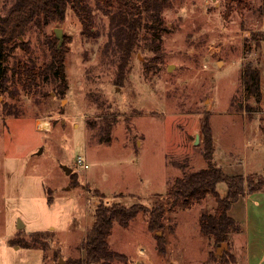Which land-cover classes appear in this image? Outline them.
Segmentation results:
<instances>
[{"label":"rangeland","instance_id":"1","mask_svg":"<svg viewBox=\"0 0 264 264\" xmlns=\"http://www.w3.org/2000/svg\"><path fill=\"white\" fill-rule=\"evenodd\" d=\"M12 1L0 0V16ZM95 12V37L82 35L68 8L59 23L29 27L22 38L28 51L18 42L8 50V71L27 57L41 64L49 58L46 37L62 28L68 89L59 97L47 84L48 95L28 97L10 82L0 94V264L83 259L95 206L114 202L166 207L160 228H150L142 213L127 227L114 223L108 244L125 258L109 264H220L210 255L214 239L198 224L200 212L213 211V195L182 208L168 205L166 191L182 170L205 167L203 117L213 161L225 172L263 167L264 0H173L163 11L170 31L161 56L152 59L137 47L121 84L102 52L107 18ZM248 61L260 70V101L243 93ZM64 166L72 171L66 174ZM216 189L223 196L227 185ZM36 231H49L44 247L41 238L29 240ZM157 236H163L162 251Z\"/></svg>","mask_w":264,"mask_h":264},{"label":"trees","instance_id":"2","mask_svg":"<svg viewBox=\"0 0 264 264\" xmlns=\"http://www.w3.org/2000/svg\"><path fill=\"white\" fill-rule=\"evenodd\" d=\"M173 0H13L6 13L0 16V94L8 89V83L19 84L24 95H48L43 87L51 85L54 94L63 97L68 89L65 73V44L58 46L54 32L46 37L45 44L49 58L36 65L29 57L19 59L6 68L4 61L8 50L16 42L27 51L23 36L32 25H47L64 20L70 8L81 24V33L85 37L98 35L96 12L98 10L107 18V38L102 52L115 63V84L124 80L131 55L139 47L152 53L157 59L162 52V39L170 31V26L163 16V11L172 5ZM242 3L246 0H235ZM243 93L255 101L261 99L260 70L250 61L242 67ZM204 146L202 156L205 167L194 170H182V174L170 183L166 195L169 206L189 207L193 202L203 200L208 194L215 199L213 211L203 210L198 217L199 230L202 235L213 238L215 243L228 241L231 233L241 230L240 223L228 214L233 202L244 194L264 191V166L260 171L246 174H228L213 161L214 147L210 136L209 118L201 120ZM264 137V125H260ZM183 168V166H181ZM225 182L226 194L221 196L216 185ZM166 205H155L149 208L140 202L125 205L114 202L111 205L99 203L93 210L94 220L86 230L82 247L83 259L68 260L66 264H89L101 261L109 264L115 259H123L108 244V237L114 223L127 227L138 213L147 216L148 226L152 229L163 225ZM49 231L31 233L29 240L39 242L47 238ZM158 250H164L163 236H157ZM13 241V240H12ZM11 241V243H12ZM42 246L44 247V241ZM28 245V244H26ZM217 254H210L212 257ZM220 264H235V259L227 250L217 254ZM226 259H229L228 261Z\"/></svg>","mask_w":264,"mask_h":264},{"label":"crops","instance_id":"3","mask_svg":"<svg viewBox=\"0 0 264 264\" xmlns=\"http://www.w3.org/2000/svg\"><path fill=\"white\" fill-rule=\"evenodd\" d=\"M228 164V168H236L232 162ZM253 171L242 170L236 173ZM236 173L229 171L228 174ZM228 214L241 225V230L231 233L227 242L235 264H264V191L242 195L232 203Z\"/></svg>","mask_w":264,"mask_h":264},{"label":"water","instance_id":"4","mask_svg":"<svg viewBox=\"0 0 264 264\" xmlns=\"http://www.w3.org/2000/svg\"><path fill=\"white\" fill-rule=\"evenodd\" d=\"M53 32H54L56 38L58 39V43L57 44H58V46H60L61 43L63 42V32H62V28L56 27V28H54V31ZM167 68L170 69L171 68V65L169 64ZM199 142H200L199 133H195L194 138L192 140V144L198 145ZM64 171H65L66 174H69L72 170H71L70 167L64 166ZM21 225H22V223L19 220V226H21ZM227 249H228V243L226 241L218 242L216 244L215 252L218 255H221L223 253V251H225ZM59 261L62 262V259L60 258ZM138 264H139V262H138Z\"/></svg>","mask_w":264,"mask_h":264},{"label":"built area","instance_id":"5","mask_svg":"<svg viewBox=\"0 0 264 264\" xmlns=\"http://www.w3.org/2000/svg\"><path fill=\"white\" fill-rule=\"evenodd\" d=\"M79 165H82L84 168L87 167V164L83 162L82 159H79ZM89 264H99V262H90Z\"/></svg>","mask_w":264,"mask_h":264},{"label":"bare ground","instance_id":"6","mask_svg":"<svg viewBox=\"0 0 264 264\" xmlns=\"http://www.w3.org/2000/svg\"><path fill=\"white\" fill-rule=\"evenodd\" d=\"M45 124V121H42V120H40V121H38V125L40 126H43Z\"/></svg>","mask_w":264,"mask_h":264}]
</instances>
